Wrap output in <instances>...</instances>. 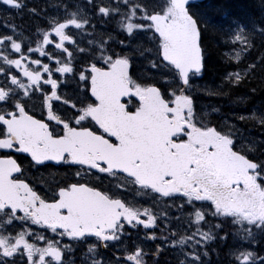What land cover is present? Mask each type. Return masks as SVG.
I'll return each instance as SVG.
<instances>
[{"label":"snow or ice","instance_id":"obj_1","mask_svg":"<svg viewBox=\"0 0 264 264\" xmlns=\"http://www.w3.org/2000/svg\"><path fill=\"white\" fill-rule=\"evenodd\" d=\"M0 9V264H264V0Z\"/></svg>","mask_w":264,"mask_h":264},{"label":"trees","instance_id":"obj_2","mask_svg":"<svg viewBox=\"0 0 264 264\" xmlns=\"http://www.w3.org/2000/svg\"><path fill=\"white\" fill-rule=\"evenodd\" d=\"M28 2L29 4H31L32 0H28ZM247 3H249V0H206L204 2L206 6L216 9L212 14V24L215 25L217 29H223L225 31H227L229 24L236 16L243 14L244 6ZM27 16H29V14L25 11L22 16H17L16 18L18 20L21 19V21H23V19H26ZM206 43L209 46L210 54L213 56L214 62L217 64L218 67V71L216 73L210 74L207 79L210 81L215 80L216 82H218L219 71H223V68L226 67V65H224V62L219 59V56L227 49L223 47L222 40L220 41L217 40L215 31H210L207 34ZM253 84L254 86H257L259 89L258 80L254 81ZM243 91L245 90H241V92ZM256 95H257V99L249 100L248 104H253V103L259 104L260 102L259 91ZM245 110L246 109L244 105H240L239 107L236 108V111L238 112H244ZM251 131L252 134L255 136L260 135V133L255 129H251Z\"/></svg>","mask_w":264,"mask_h":264},{"label":"flooded vegetation","instance_id":"obj_3","mask_svg":"<svg viewBox=\"0 0 264 264\" xmlns=\"http://www.w3.org/2000/svg\"><path fill=\"white\" fill-rule=\"evenodd\" d=\"M5 12L3 11V9H0V24H3L4 23V20H3V18L5 17ZM28 22L29 24H31V23H34V21H32V19L29 17V16H27V18L26 19H23V21H21V19L20 20H18L17 18H16V20H15V23H17L18 25L19 24H22L23 22Z\"/></svg>","mask_w":264,"mask_h":264},{"label":"water","instance_id":"obj_4","mask_svg":"<svg viewBox=\"0 0 264 264\" xmlns=\"http://www.w3.org/2000/svg\"><path fill=\"white\" fill-rule=\"evenodd\" d=\"M205 0H203V2H204Z\"/></svg>","mask_w":264,"mask_h":264}]
</instances>
